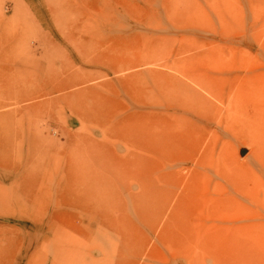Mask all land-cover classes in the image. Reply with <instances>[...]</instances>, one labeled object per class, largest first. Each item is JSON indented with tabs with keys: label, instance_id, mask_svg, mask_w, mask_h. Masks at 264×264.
<instances>
[{
	"label": "rangeland",
	"instance_id": "obj_1",
	"mask_svg": "<svg viewBox=\"0 0 264 264\" xmlns=\"http://www.w3.org/2000/svg\"><path fill=\"white\" fill-rule=\"evenodd\" d=\"M262 104L264 0H0V264H264Z\"/></svg>",
	"mask_w": 264,
	"mask_h": 264
},
{
	"label": "bare ground",
	"instance_id": "obj_2",
	"mask_svg": "<svg viewBox=\"0 0 264 264\" xmlns=\"http://www.w3.org/2000/svg\"><path fill=\"white\" fill-rule=\"evenodd\" d=\"M262 105H264V104H262ZM257 111H258V113H259V119L262 121H264V107L263 106H258L257 107ZM243 113V112H242ZM258 117V116H257ZM251 121V120H250ZM262 123V122H261ZM256 129V128H255ZM234 134V133H233ZM216 135V134H215ZM235 136H236V134H234ZM237 137V136H236ZM230 144V143H229ZM256 146H257V144H256ZM257 148V147H256ZM190 149V148H189ZM193 151V150H192ZM256 157V156H255ZM257 158H258V156H257ZM256 158V159H257ZM258 160H259V158H258ZM254 162H257L256 160H254ZM100 163V162H99ZM262 163L264 164V162L262 161ZM262 164V165H263ZM255 165V164H254ZM257 165H261V164H258L257 163ZM253 166V165H252ZM262 167V166H261ZM255 169H257V167L255 168ZM254 169V170H255ZM253 170V169H252ZM256 171V170H255ZM257 173V172H256ZM258 174V173H257ZM258 175H261V174H258ZM77 176V175H76ZM76 176H74V178L72 177L71 178V180L69 181V182H71V189H70V191L68 190V191H66V193H65V196H63L62 197V202L61 203H63V204H65L64 205V207H65V209H68V213H69V216H71L72 215V213L71 212H69V211H75V212H77V210L79 211L78 213L80 214V212H81V214L82 215H84V217H85V214H83V212H88V208H89V205L92 203V202H94V203H99L100 201H101V199L99 198V196H100V193L102 192V188H105L106 186L105 185H107L108 186V188H110L109 187V185H113V180H111V181H109V180H106L105 182V184H102V182L101 181H98L97 180V176L96 175H82V176H80V177H78V178H76ZM262 176V175H261ZM120 177V176H119ZM263 177V176H262ZM122 178V177H121ZM100 179V178H99ZM264 179V178H263ZM261 180V179H260ZM259 180V181H260ZM69 182H68V180H67V186H66V188H68L69 186ZM115 183V182H114ZM263 183H264V181H263ZM262 183V184H263ZM223 184V183H222ZM259 184H261V183H259ZM220 185L221 184H218V186L220 187ZM226 185V184H225ZM218 186H217V188H218ZM264 186V185H263ZM225 187V186H224ZM210 189V188H209ZM74 190V191H73ZM238 190H240V189H238ZM209 191V190H208ZM207 191V192H208ZM225 191V190H224ZM205 197V196H204ZM246 197V199H248L247 198V196H245ZM100 199V200H99ZM207 200V199H206ZM93 203V204H94ZM95 205H98V204H95ZM58 206V205H57ZM91 207V206H90ZM97 207V206H96ZM94 208V207H93ZM260 207L259 206H257L255 209L258 211V209H259ZM56 209H58V208H56ZM95 209V208H94ZM177 209H178V207H177ZM90 210V209H89ZM254 210V209H253ZM58 211V210H57ZM95 211V210H94ZM248 211V212H247ZM247 211H243V210H241V209H237L233 214H232V216L233 217H238L239 218V220H235L234 219V221L235 222H242L241 220H240V218H244V217H247V218H252V217H254L253 216V214L251 213V212H249V210H247ZM255 211V210H254ZM261 211V210H260ZM74 212V213H75ZM179 212H180V216H178L177 217V219L176 220H178V223H180L181 222V225H183V226H181V232L183 233V234H187V235H193V230H192V227H193V223H192V221H189V219H188V222H187V218L189 217V214H188V212L187 211H185L184 213H183V211L181 212V210L179 209ZM60 213H61V211L59 212V213H57V215L58 216H60ZM78 213H76V214H78ZM96 213V212H95ZM255 213V212H254ZM257 213H259V211L257 212ZM239 216H238V215ZM261 214H262V211H261ZM232 216H230V217H232ZM256 217H258L257 216V214L255 215ZM54 217V216H53ZM87 217V216H86ZM90 217V216H89ZM229 217V216H228ZM230 217L229 218H227L226 217V215L224 214V215H222L221 216V218H219V219H217L216 220V224L215 225H220V224H223L222 222H221V220L223 221V222H226V221H229V219H230ZM255 217V218H256ZM54 218H56V217H54ZM71 218V217H70ZM73 219H74V217H73ZM71 220V219H70ZM152 220V219H151ZM175 220V221H176ZM195 220V221H194ZM193 220V222H195L196 224H198V226H199V224H201L202 222H204L205 221V219L203 218V219H201V220H197V219H194ZM231 220V219H230ZM61 221V220H60ZM67 222V221H66ZM72 222V221H71ZM177 222V221H176ZM182 222H183V224H182ZM64 223V222H63ZM67 224H68V222H67ZM71 224H73V223H71ZM174 224V223H173ZM78 225V224H77ZM177 225V224H176ZM192 225V226H191ZM215 225H213L211 228L213 229L214 228V226ZM226 227H227V230H220V229H217L215 232H212V234L211 233H203L202 232V235H197V241H200V242H202V244L200 245L202 248H204L205 250H210V252L212 251V254L214 255V258L215 257H218L219 259H222V257H223V263L224 262H226V264H227V262H228V260L229 261H231L234 257H231V260H230V258H228L229 256H228V253H227V249H229L228 250V252L230 251V252H232L233 251V249H232V251H231V248H217V247H214L215 246V243H218V244H220V245H222L223 247H226V243H225V246H224V242L223 241H226L227 242V238H229L230 236H234V237H236V239H238L239 238V234H241L242 232V230L239 228L240 226H242V225H240V224H238V223H233V224H230V225H227V224H224ZM237 225H239L238 227H237ZM67 226H69V225H67ZM72 226V225H71ZM71 226H69V227H71ZM168 226V225H167ZM244 226V225H243ZM168 227H170V226H168ZM168 227H167V229H168ZM179 227V226H178ZM177 227V228H178ZM200 227V226H199ZM176 228V226H174V228H172V230H174ZM196 228H198V227H196ZM166 229V228H165ZM171 229V228H170ZM204 229V228H203ZM73 230V229H72ZM176 230V229H175ZM168 231H169V229H168ZM178 231H179V229H178ZM257 233H259V229H256L255 230ZM59 232V231H58ZM81 233V232H80ZM163 233V232H162ZM239 233V234H238ZM59 234V233H58ZM78 234V233H77ZM205 235V239H203V236ZM82 236V235H81ZM185 237V236H184ZM210 237H213L214 239H211ZM190 238V237H189ZM191 238H193V236L191 237ZM196 239V238H195ZM209 239H210V241H209ZM141 240V239H140ZM216 240H218V242L216 241ZM220 240V241H219ZM213 241H216V242H213ZM233 241V240H232ZM239 242V241H238ZM194 243V242H193ZM192 243V244H193ZM143 245V244H142ZM198 246H199V244H197ZM197 245H196V247H197ZM219 245V246H220ZM233 245V244H232ZM136 246V245H135ZM137 246H138V244H137ZM221 246V247H222ZM231 246V245H230ZM235 246V245H234ZM141 247V246H140ZM232 247V246H231ZM241 247H243V245L241 246ZM192 251V250H191ZM234 253V252H233ZM237 254V253H236ZM236 254L234 253V255L236 256ZM240 254V253H239ZM238 254V255H239ZM136 255V254H135ZM212 255V256H213ZM241 256V255H240ZM135 257V256H134ZM202 257V256H201ZM238 258V257H237ZM218 259V260H219ZM228 259V260H227ZM215 260V259H214ZM222 260H221V262H222ZM236 261H238V260H236ZM121 262V261H120ZM204 263V262H203ZM234 263L235 264H237L235 261H234ZM124 264H126V263H124ZM127 264H129V263H127ZM134 264V263H133ZM230 264H233V263H230Z\"/></svg>",
	"mask_w": 264,
	"mask_h": 264
}]
</instances>
